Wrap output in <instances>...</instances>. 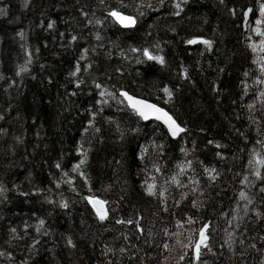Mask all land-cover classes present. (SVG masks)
I'll return each instance as SVG.
<instances>
[{
	"label": "trees",
	"instance_id": "obj_1",
	"mask_svg": "<svg viewBox=\"0 0 264 264\" xmlns=\"http://www.w3.org/2000/svg\"><path fill=\"white\" fill-rule=\"evenodd\" d=\"M115 1L29 0L26 6L25 0H0V8L7 10L0 15V185L5 189L0 194V252L12 256H0V264H197L193 249L182 248L177 239L187 243L190 232L198 239L205 224L212 251L202 249V261L260 264L264 218L256 211L264 213V180L251 175L248 161L253 148L260 151L256 141L264 140L259 96L264 85L255 83L260 74L247 37H258L245 28L243 13L253 8L248 20L254 26L264 0H189L178 17L170 15L175 0H165L162 8L159 0H145L160 10L142 8L146 14L136 30L119 28L108 12L137 15L139 0H123L127 8ZM97 19L103 23L97 25ZM53 20L54 28L48 29ZM192 38L210 39L213 47L189 45ZM130 47H147L165 56L166 65L147 61ZM84 49L86 58L81 59ZM29 51V71L18 76ZM136 58L144 62L137 64ZM77 65L81 70L72 75ZM165 86L173 90L168 103L161 91ZM105 89L117 98L120 90H127L157 103L188 132L171 140L161 124L145 123L125 104L101 97ZM137 127L139 132L130 131ZM81 152L88 156L80 169L84 176L72 171L83 158ZM187 161L192 166L180 175L176 165ZM205 168H215L217 179L210 180ZM174 175L182 187L171 182ZM145 181L156 183V196L147 194ZM241 191L254 201L247 214ZM87 196L109 201L107 221L98 220ZM189 217L195 223L189 224ZM41 219L45 224L37 233ZM118 219L133 223L118 224ZM11 228L24 238L13 240ZM228 232L235 233L234 251L226 243ZM68 237L75 248L67 244ZM37 239L40 243L30 248ZM252 243L259 251L249 247ZM106 247L112 251L105 254ZM181 254L184 261H179Z\"/></svg>",
	"mask_w": 264,
	"mask_h": 264
},
{
	"label": "snow or ice",
	"instance_id": "obj_2",
	"mask_svg": "<svg viewBox=\"0 0 264 264\" xmlns=\"http://www.w3.org/2000/svg\"><path fill=\"white\" fill-rule=\"evenodd\" d=\"M29 0H25V5L27 6ZM104 0H101V3H103ZM189 2V0H175V3L173 4V8L175 9L174 11H172L170 13V15L173 16H180L181 13L184 11V8L182 7V5H186ZM118 3L120 4L121 8H127L128 5L123 3V0H118ZM160 3V7L162 8L165 4V0H159ZM220 3L223 4L224 0H220ZM142 8H147L150 9L152 11H159V8H156L153 6L152 3L148 2L146 3L145 0H139V2L135 5V11L137 13V15H131V14H125L123 11L119 10V9H113L110 10L108 12V16L111 17L116 24L120 25L123 29H127V30H136L138 27V22H139V18L145 16V12L141 11ZM253 8L252 7H248L246 11H244L243 13V17H244V26L245 28L251 32L254 33L256 37H258V40H253L251 36H248L247 39L251 41V43L248 44V47L251 49V52L253 53V59H252V64L256 65L259 71V76L256 78L255 83L258 85H264V2H260L258 5V16H256V18L254 19V26H252V24L249 23V16L251 14H253ZM232 14L235 15V9L231 10ZM0 15H7V10L5 8H0ZM85 17H87V13H84ZM207 21H205L206 23ZM89 24H92V21L89 20L88 21ZM95 23L97 25H101L103 22L99 19H97L95 21ZM56 24V21H51L47 24V28L48 29H52L54 28ZM41 27H43V24H41ZM172 32H175V29H170ZM150 34V33H149ZM20 37L23 39L24 38V33L20 32L19 33ZM96 40L99 41L102 39V37L99 35V33L96 34L95 36ZM72 41H75L77 39L76 36H72L71 37ZM187 43L189 45H194V44H203L206 48V50H211L213 47V41L210 39H203V38H192V39H188ZM155 47L162 51V49H160V45L159 43H157L155 45ZM130 52H132L133 54L136 53H140L143 57H145L147 59V61H155L156 63H158L161 66H165L166 65V59L165 56L163 55H157L154 54L149 48L145 47V48H137V47H130ZM38 51V50H37ZM87 49H84V53L85 55L81 56V59H85L86 58V53H87ZM28 59L26 61L25 64L20 65L19 66V71H17L16 75H21L22 73H26L29 71L28 65H30L32 63L31 60V56L32 53L29 51L28 52ZM121 56H124V53H121ZM126 58V57H125ZM135 62L137 64L143 63L144 61L136 58ZM91 65H89L90 67ZM80 66L77 65L75 68V71L72 73V75H76L77 73L80 72ZM222 71V70H221ZM184 78L187 79L188 78V74H187V70H184ZM243 75L245 77H247L249 75L248 72H244ZM76 87L79 88L80 87V83L78 82L76 84ZM97 88H100L101 85L97 84L96 85ZM247 84H245L244 90L245 92H247ZM161 91L164 93V95L167 97V100L165 101V103L171 102L173 99V90L167 86L163 87L161 89ZM73 95H75V93H73ZM109 96L112 99H115L117 101V103L119 104H125V106L127 108H129L131 110V112L138 117L140 120L143 121H150V120H155V121H159L163 124V126L166 128L167 133L170 135V137L172 138H181L182 133H186L188 132V129L185 126H182V124L180 122H178L173 115L169 114L168 111H166L163 107L158 106L155 103H151L148 100L142 99V98H137L135 95L130 94L127 90H120L119 91V98H117L115 93H111L108 92L107 89H105L104 91H102L100 93V96ZM259 96L261 98V104H264V91H260L259 92ZM101 104H106L107 101L106 100H101L100 101ZM249 109H252L254 107V105H248ZM100 111H103V108L100 109ZM4 119V117L2 115H0V120ZM92 121L95 120V115L92 116ZM249 119H252L251 117H249ZM90 127H93L95 129V132L99 133L100 132V128H95V125L90 121L89 124ZM117 128L119 129V125L117 124ZM130 131L132 132H139L140 129L137 128H132L130 129ZM257 131L259 132L260 129L257 128ZM85 132L87 133V129H85ZM124 137V133L121 132V139H123ZM209 143H212V141H209ZM257 144L260 145V151H257L255 148L252 149V153H251V158L248 161V167L251 170L252 175H254L257 179L259 180H264V172H262V170H264V140H257L256 141ZM158 148L163 149V145H157ZM217 147H220V145H217ZM181 152L186 153V149L185 148H181L180 149ZM147 153V148H144L141 150V155H140V159L143 160L145 155ZM80 155L83 157L82 159H80L79 163L76 164L73 168L72 171L73 172H79V174L81 176H84L83 172H80L81 166L85 165L87 163L88 160V156H87V152H81ZM192 164L191 161H187L185 162H181L178 163L176 165V167L179 169V174L183 175L185 172V168H191ZM57 168H60L61 165L59 163L56 164ZM155 167V166H154ZM155 170L157 172L160 171L159 167H156ZM206 172L210 173L209 179L210 180H215L217 179L218 173L217 170L215 168H205ZM65 176L68 175L67 172L64 173ZM153 180H155V177H153ZM67 183L71 184L72 181H66ZM87 182V181H85ZM171 182L177 186H183L181 184V181L174 175L171 177ZM192 183L194 185L198 184V181L196 180H192ZM244 183L248 184L249 180H248V176L244 177ZM146 186V192L149 196H156L157 195V185L155 182L153 183H148L147 181H145ZM60 185L57 184V187H59ZM5 191L4 187L2 185H0V194H3ZM164 191H167V188L164 189ZM260 192L264 193V187L260 188ZM160 195H163V192L160 193ZM185 198H186V194H185ZM239 198L243 201H245V205H244V212L245 214H247L248 211V207L249 205H252L254 203L253 198L248 195L245 191H241L239 193ZM85 200L91 205L92 209L94 210L95 216L98 218V220L100 222H104L107 221L109 218V208L107 207L109 201L105 200V199H101L95 196H87L85 197ZM49 203H51V201H49ZM61 207L63 208H68V203L66 201H61ZM193 206L195 207V202H193ZM167 210V208H165V211ZM256 216L257 217H261L264 218V213H261L260 211H256ZM237 219H241L239 216L236 217ZM116 223L118 224H132L133 221L131 219L125 221L123 219H118L116 221ZM138 223V222H137ZM189 224H193L195 223L194 220H192L191 217H189L188 220ZM45 224V221L43 219L39 220V224L36 226V232L40 233L41 231V227ZM208 227L209 225L205 224L204 226H202L199 230H198V239H195L194 237L196 236L197 233L195 232H190L189 235L187 236V243H182L179 239H177V243L181 244L182 248H191L193 249L194 252V259L197 262V264H207V261H202L201 257H202V249H207L208 252H211L212 249L209 245V235L208 233ZM142 231V229H141ZM227 231V230H226ZM10 232L12 233V239L13 240H19V239H23L24 237L17 235V229L16 228H11ZM45 235L47 234L46 232L44 233ZM177 236L179 234H176ZM227 240L226 243L228 245V249L229 251H234L235 248V244H236V238H235V233L233 232H228L227 233ZM125 239H127V237H125ZM264 239V238H262ZM40 243V241L37 239L35 240L29 247L32 249L36 248V245H38ZM245 243V241L241 238L239 239V244L241 246H243ZM67 244L73 248L76 247L75 243L73 242V240L71 239V237L67 238ZM250 248L252 249H257V245L255 243H252L249 245ZM165 249H169V246L167 244L164 245ZM259 251V249H257ZM112 249L110 248H105V254H107L108 252H111ZM119 251L121 253H123L125 251L124 248H120ZM169 251H171V249H169ZM7 255L8 258L11 260L12 256L11 253H5V252H0V256H5ZM213 255H215V253H213ZM241 255H243V253H241ZM185 260V254H181L179 256V261H184ZM21 264H27L26 261L21 262ZM109 264H111V261H109ZM260 264H264V259L260 260Z\"/></svg>",
	"mask_w": 264,
	"mask_h": 264
},
{
	"label": "water",
	"instance_id": "obj_3",
	"mask_svg": "<svg viewBox=\"0 0 264 264\" xmlns=\"http://www.w3.org/2000/svg\"><path fill=\"white\" fill-rule=\"evenodd\" d=\"M114 21V20H113ZM115 22V21H114ZM119 28H121V29H123L120 25H118V24H116ZM123 30H127V29H123ZM195 45V44H194ZM138 98V97H137ZM150 102V101H149ZM126 103V102H125ZM152 103V102H151ZM159 106V105H158ZM161 107V106H160ZM167 111V110H166ZM170 114V113H169ZM143 121V120H142ZM143 122H145V123H150V122H157V123H159V124H161L162 126H163V124L161 123V122H159V121H155V120H150V121H143ZM164 127V126H163ZM164 129L166 130V128L164 127ZM166 132H167V130H166ZM183 134V133H182ZM168 136L170 137V135L168 134ZM170 139L171 140H173V141H175V140H177L178 138H172V137H170Z\"/></svg>",
	"mask_w": 264,
	"mask_h": 264
},
{
	"label": "rangeland",
	"instance_id": "obj_4",
	"mask_svg": "<svg viewBox=\"0 0 264 264\" xmlns=\"http://www.w3.org/2000/svg\"><path fill=\"white\" fill-rule=\"evenodd\" d=\"M106 3H108V2H106ZM115 3H118V1H115ZM112 4H113V0H112ZM101 10L104 11V7H102ZM101 10H100V12H102ZM111 66L113 67V63H111ZM104 85H105V83L102 84V86H104ZM118 94H119V93H118ZM249 170H250V169H249ZM250 171H251V170H250ZM251 175H252V173H251ZM252 176L255 177L254 175H252ZM239 201H240V199H239Z\"/></svg>",
	"mask_w": 264,
	"mask_h": 264
}]
</instances>
